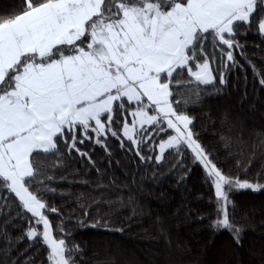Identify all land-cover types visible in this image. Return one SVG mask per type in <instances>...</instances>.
<instances>
[{
  "label": "snow or ice",
  "instance_id": "obj_1",
  "mask_svg": "<svg viewBox=\"0 0 264 264\" xmlns=\"http://www.w3.org/2000/svg\"><path fill=\"white\" fill-rule=\"evenodd\" d=\"M20 9L0 17V201L5 202L0 215L11 201L22 209L17 217L31 214L26 236L33 243L42 239L49 264H77L79 245L69 247L65 238L54 236V228L63 232L64 225H53L48 216L60 209L44 199L56 194L49 187L54 177L41 179L44 164L62 157L63 147L95 166L77 145L91 142L107 152L110 135L122 150L134 149L144 164L154 158L162 167L174 153L180 158L172 170L190 151L214 188L217 219L211 227L230 231L240 243L243 229L232 222L231 194L264 191V184L216 166L190 127L194 118L181 110L191 98L176 99L173 88L195 85L199 101L200 86L215 87L217 73L219 84L226 85L228 71L242 67L234 54L244 57L239 37L255 27L264 40V0H21ZM248 63L264 86L261 71ZM221 140L229 147L228 137ZM145 148H158V154L145 156ZM237 166L247 173L240 161ZM157 219L158 238L171 248L169 233ZM89 226L113 230L104 217Z\"/></svg>",
  "mask_w": 264,
  "mask_h": 264
},
{
  "label": "trees",
  "instance_id": "obj_2",
  "mask_svg": "<svg viewBox=\"0 0 264 264\" xmlns=\"http://www.w3.org/2000/svg\"><path fill=\"white\" fill-rule=\"evenodd\" d=\"M20 4L21 0H0V17L17 14ZM239 40L245 44L246 59L239 51L234 53L242 67L228 71L226 85L219 84L217 73L215 87L200 86L199 101L195 85L173 90L176 99L191 98L181 110L194 118L190 127L216 166L232 177L264 184V135H257L264 134V86L248 63L255 64L264 76V40L255 27ZM208 53H212L210 42ZM190 79L185 70L183 80ZM116 130L120 131L119 125ZM222 135L229 138V147ZM160 136L167 138L163 133ZM154 143H159V137ZM107 145V152L91 142L77 145L89 153L95 166L74 151L69 156L63 147L62 157L54 156L44 164L41 179L53 176L49 187L56 189L55 195L48 193L44 199L60 209L48 216L53 225H64L63 232L54 228V236L65 238L69 247L79 245L81 252L74 255L77 264H264V191L231 194L235 206L230 212L232 222L243 229L237 243L230 231L211 227L217 219L214 188L210 180L206 182L203 166L193 162L190 151L183 164L172 170L180 158H173L174 153L160 167L154 158L141 163L133 155L134 149L122 150L120 142L110 135ZM143 154L154 157L158 148L155 152L145 148ZM237 161L248 167L247 173ZM130 198L134 204L129 203ZM7 203L0 215V264H48V249L42 239L33 243L26 236L31 214L19 218L17 212L22 209ZM100 217L113 230L89 226ZM157 218L169 233L171 248L164 238H158Z\"/></svg>",
  "mask_w": 264,
  "mask_h": 264
},
{
  "label": "rangeland",
  "instance_id": "obj_3",
  "mask_svg": "<svg viewBox=\"0 0 264 264\" xmlns=\"http://www.w3.org/2000/svg\"><path fill=\"white\" fill-rule=\"evenodd\" d=\"M171 134H174V133H171ZM40 231H42V225H41V228L39 229ZM49 264V263H48Z\"/></svg>",
  "mask_w": 264,
  "mask_h": 264
},
{
  "label": "crops",
  "instance_id": "obj_4",
  "mask_svg": "<svg viewBox=\"0 0 264 264\" xmlns=\"http://www.w3.org/2000/svg\"><path fill=\"white\" fill-rule=\"evenodd\" d=\"M167 139V138H166Z\"/></svg>",
  "mask_w": 264,
  "mask_h": 264
}]
</instances>
